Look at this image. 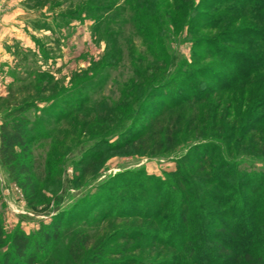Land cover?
I'll return each mask as SVG.
<instances>
[{
    "label": "rangeland",
    "instance_id": "obj_1",
    "mask_svg": "<svg viewBox=\"0 0 264 264\" xmlns=\"http://www.w3.org/2000/svg\"><path fill=\"white\" fill-rule=\"evenodd\" d=\"M199 3L0 0V123L26 104L34 125L28 157L35 164L32 195L0 164V229L6 238L15 228L29 232L59 221L58 238L37 264H90L93 257L101 264H204L200 254L209 248L197 255L190 246L181 251L150 237L178 227L184 199L172 173L179 169L200 196L190 203L197 206L190 235L201 218L215 223L224 216L219 205L239 209L243 202L251 213H263L264 103L253 97L257 77L249 78L245 92L199 77L209 88L205 101L161 104L168 87L161 82L179 76V64L192 58L196 65L222 64L193 39L218 35L219 28L208 26L227 4ZM242 9L229 19V31L238 28L235 34L246 39L244 27L263 25L258 11ZM139 134L141 142H128ZM241 177L248 184H239ZM204 191L225 202L208 201ZM200 202L210 209L202 211ZM258 222L264 237V217ZM257 253L264 264V244Z\"/></svg>",
    "mask_w": 264,
    "mask_h": 264
},
{
    "label": "trees",
    "instance_id": "obj_2",
    "mask_svg": "<svg viewBox=\"0 0 264 264\" xmlns=\"http://www.w3.org/2000/svg\"><path fill=\"white\" fill-rule=\"evenodd\" d=\"M219 2L220 0H210ZM225 1L227 7L224 10H220L216 13V16L212 18L208 27H217L218 35L214 37L204 36L197 37L194 46L199 45L204 48L206 54L217 57L222 61V64L217 62L216 65H196L194 58L190 63H186L184 66L179 64L176 68V72H179V76L175 78L165 79L161 83H165L167 91H165V97L161 99V104H168L171 107H179L182 105H194L197 102L205 101L209 96L208 86L199 81V77L206 76L218 81V84L222 88L228 90H234V92L243 91L247 81L252 76H256L257 80L252 85L255 86L254 100H259L264 103V92L258 95V90H264V0H221ZM203 2V1H202ZM201 4V0L200 3ZM237 6L235 9H232ZM244 4V5H243ZM205 6V5H202ZM248 10L258 11L259 18L257 20L262 23L263 26H249L244 27L241 32L247 33L244 39L241 35H236L239 32L238 28H229L232 17H237L238 13L243 7ZM206 9V8H204ZM194 11V10H193ZM198 10H196L197 12ZM186 18V13L183 16ZM254 19V17H252ZM260 26V25H258ZM188 30H191L190 25L187 26ZM233 32V35L230 34ZM225 38V39H224ZM253 39L251 41L250 39ZM256 40V41H255ZM229 42L231 45H223L221 42ZM199 59H201L199 57ZM174 93L170 95V92ZM232 95V94H231ZM228 95V98L235 99L234 96ZM173 96V97H170ZM160 105V103H159ZM26 104L19 105L8 111L2 118L0 123V164L4 166L11 180L18 183L23 191L32 195V183L31 177L33 173L34 165H32L31 159L28 157L27 140L34 129L32 122L28 121L24 114ZM126 140V139H125ZM143 135H134L128 142H141ZM126 143V142H125ZM116 143L110 147H116ZM203 159H201V162ZM32 165V166H31ZM181 167V166H180ZM181 170H177L172 173L177 177L178 189L181 192V199H184V203L181 205L179 212V219L175 222L176 226L172 233L164 235L151 234V239L157 241L163 240V244L171 246L174 249L179 248L181 251H185L186 246H190L187 251L202 253L204 249L208 250V253H202L204 255L201 260H206L204 264H225L223 258L225 256L228 264H258L262 261V254L257 253V246L264 244V237L258 235L257 227L261 221L264 213V206H259V210L263 213L259 214L251 213V209L247 210L245 204L241 202L240 208L235 204L231 205H219V199H222V203L225 202L222 198L216 194L205 192L204 195L208 196V201L218 202L214 203L219 205L226 211H222L224 216L214 217L217 221H209L205 223L204 219H200L194 227H196V233L189 234V226L193 223V216L197 215V210L194 204H190L192 199L198 200L200 196L198 193H194L192 188L186 187L187 179H181L185 173H181ZM89 171L86 170V173ZM229 174V173H228ZM179 177V178H178ZM245 179L241 177L239 184H246ZM249 183H253L252 179L248 180ZM261 181L264 185V172L261 174ZM232 182V181H231ZM248 184V183H247ZM229 186V185H228ZM225 187L222 184V188ZM231 186H229L230 188ZM234 194L232 191H228V197L231 198ZM213 198H212V197ZM178 197V198H179ZM216 198V199H215ZM165 199V198H164ZM179 199V200H181ZM238 199V198H237ZM240 199V198H239ZM244 199V198H243ZM246 199V198H245ZM251 199V198H248ZM206 200V199H205ZM206 200V201H207ZM218 200V201H217ZM221 204V203H220ZM251 202H248V206L254 207V204L250 206ZM202 211L209 210L204 202L197 203ZM173 211H176V207L170 206ZM256 212V211H254ZM151 214V213H150ZM146 213V216L153 217ZM178 214V213H177ZM222 215V214H220ZM167 221V220H166ZM237 221V223H234ZM211 226L208 232L203 227ZM59 221H51L49 223H41L34 231L25 232L20 228H15L6 238H3L0 229V264H37L39 255L46 251L47 243L51 240L58 238V228L60 227ZM192 227V226H191ZM206 227V226H205ZM179 230V232H177ZM188 234L186 235V233ZM184 234V235H183ZM183 235V236H181ZM189 244V245H188ZM5 246L4 249H2ZM195 246V247H193ZM188 253V254H190ZM194 255L195 262H200V258ZM214 257L206 259V257ZM255 256V257H254ZM169 263V262H168ZM90 264H101L96 258L90 259ZM170 264H184L180 262H174Z\"/></svg>",
    "mask_w": 264,
    "mask_h": 264
}]
</instances>
